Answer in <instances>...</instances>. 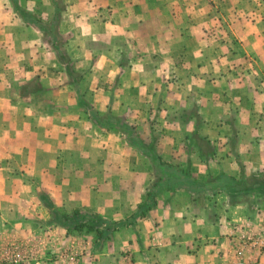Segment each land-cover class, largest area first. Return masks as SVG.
<instances>
[{
	"label": "crops",
	"instance_id": "1",
	"mask_svg": "<svg viewBox=\"0 0 264 264\" xmlns=\"http://www.w3.org/2000/svg\"><path fill=\"white\" fill-rule=\"evenodd\" d=\"M63 1L78 76L0 0V225L13 217L28 241L45 194L55 209L132 218L107 239L65 234L60 264H264L241 243L264 225V197L241 185L264 172V0ZM17 3L56 15L55 0ZM184 172L196 186H161Z\"/></svg>",
	"mask_w": 264,
	"mask_h": 264
},
{
	"label": "trees",
	"instance_id": "2",
	"mask_svg": "<svg viewBox=\"0 0 264 264\" xmlns=\"http://www.w3.org/2000/svg\"><path fill=\"white\" fill-rule=\"evenodd\" d=\"M15 10L19 13V15L29 24V25H35L39 30L42 31V34L44 36V42L47 44H50L54 51L57 54V57L61 61L63 65L66 66V70L68 71L69 75L76 76L77 74L72 71L71 68V62L70 58L67 55V52L65 50V45L67 43V38L60 33L58 30L59 23L62 19V13L65 10V3L63 0H55V6H56V15L52 18L53 21L57 24V30L56 31H46L43 30V23L41 19L34 16V14H31L24 9H22L19 4L17 3V0H12ZM34 18H33V17ZM35 19V20H34ZM46 34H49L50 36H54V38L57 40V42H60L62 40V37L65 38V41L63 44L58 45L55 40H48L46 38ZM64 45V48H62ZM61 46V47H59ZM107 120V123L110 125H113L114 120L105 118ZM141 144H139L140 148L145 151L149 159L160 166H163L165 162L162 161V159L156 155L155 150L149 146L148 144H144L143 142L139 141ZM171 167V166H170ZM169 170V169H168ZM172 173V171H171ZM176 176L169 175V177H165V183L161 184V186H164L165 188H173L174 186H178L180 183H184L185 185H192L196 186L197 182H194L193 177L190 172H184L183 177L180 178V182L177 181L175 183L174 179ZM163 180V178H161ZM173 180V181H172ZM241 185H244L246 188L251 190V193L256 194L257 196L264 197V172L260 174H254L250 177L244 176V179L241 180ZM160 186L158 182L155 183V187ZM154 190L150 189L148 192V199L146 202L140 205L139 210V217L145 218L149 211L154 207L155 205V199H154ZM41 201L44 202V199L47 200L48 208L52 211L51 215L53 217V220H51L48 224L50 225H58L60 227H66L68 229H73L78 232H82L84 230H87L89 232L96 233L99 238L101 239H107L110 238L111 235L120 229V222L110 223L103 219H101L99 216H96L95 214L91 215H85L82 214L80 209H74L71 213H61L58 209H55L54 205L50 201V199L45 194H40ZM122 227V224H121Z\"/></svg>",
	"mask_w": 264,
	"mask_h": 264
},
{
	"label": "rangeland",
	"instance_id": "3",
	"mask_svg": "<svg viewBox=\"0 0 264 264\" xmlns=\"http://www.w3.org/2000/svg\"><path fill=\"white\" fill-rule=\"evenodd\" d=\"M217 2H221V0H218ZM216 4L219 6V8L223 7L221 3H216ZM34 16L37 17V15H34ZM41 21L43 23V30H45V32L49 30L54 32L57 30V27H56L57 24L53 21V19L44 20V21L41 20ZM46 38L52 41L55 40V42L58 45L63 44L65 41V38L62 37V40L60 42H57L54 36H50L49 34H46ZM62 46H63L62 48H64V45ZM85 103L89 104V102L86 99H85ZM118 123H120V121H118ZM132 136L135 142H137L138 144H141L139 142V138H137L136 135H132ZM150 189L151 187H149V190ZM43 204H44V210H42L41 212L38 211L35 214H36L37 220L43 221L45 225L41 226L42 230L33 229V235L28 241H25L24 237H22L19 234L20 226L18 225V223L13 217L11 218L10 220L11 223L8 226L0 225V232L3 234L2 235L0 233V237L3 236V238L0 239V264H27L29 261H32L30 259L32 257L30 249L37 250L36 254L39 256V259L40 261H42V264H47L51 262L52 263L54 262V264H60L61 262L60 255L63 253L64 250H66V247H67L62 237L65 234L67 235V234L74 233L75 230L68 229L66 227H60L58 225H55L56 227H51L48 224V222L53 220V217L51 215L52 211L48 208L47 206L48 203L46 199H44ZM58 210L61 213H68V214L71 213L70 211H72V210H67L66 208H59ZM81 211H82L81 213L84 214V216L87 214L88 215L94 214V213H91L85 210H81ZM21 212H22V209H21ZM131 219L127 218L125 221L120 222L119 224L120 229H123L124 227L129 225L128 222ZM121 224H122V227H121ZM54 240H58L59 242L55 244ZM62 263H66V262H62Z\"/></svg>",
	"mask_w": 264,
	"mask_h": 264
},
{
	"label": "built area",
	"instance_id": "4",
	"mask_svg": "<svg viewBox=\"0 0 264 264\" xmlns=\"http://www.w3.org/2000/svg\"><path fill=\"white\" fill-rule=\"evenodd\" d=\"M245 247H259L264 253V225L260 227L259 232L241 241ZM239 256H243V251L240 250ZM238 264H242L239 262Z\"/></svg>",
	"mask_w": 264,
	"mask_h": 264
}]
</instances>
